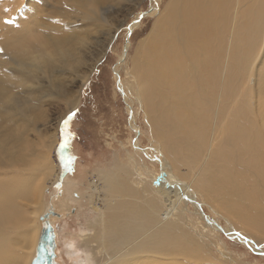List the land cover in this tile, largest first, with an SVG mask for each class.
Masks as SVG:
<instances>
[{
  "label": "rangeland",
  "instance_id": "obj_1",
  "mask_svg": "<svg viewBox=\"0 0 264 264\" xmlns=\"http://www.w3.org/2000/svg\"><path fill=\"white\" fill-rule=\"evenodd\" d=\"M86 3L88 9L84 0H0V180L23 178L38 188L36 199L16 203L29 238L39 234L40 216L50 209L57 260L73 264L84 258L92 264L83 240L95 233L105 209L102 187L118 182L123 190L127 183L139 202L150 207L155 224L175 213L178 225L196 240L192 246L201 259L180 264H264L259 253L264 252V216L235 205L238 216L231 217L222 201L186 189V167L175 168L161 154L148 108L138 99L137 62L157 22L180 0ZM47 40L49 46H41ZM250 47L233 58L231 92L235 111L264 123V24ZM58 48L68 52L63 59ZM40 51L54 57L43 63ZM163 167L170 171L167 183L185 188L192 198L182 195L174 204L172 189H162L156 181ZM150 172L157 178H150ZM173 173H179L178 179ZM211 220L232 233L215 229ZM21 243L24 248L18 250L27 254L29 242ZM122 243H103L95 253L116 256L129 246ZM69 248L75 250L69 253L72 260L65 254Z\"/></svg>",
  "mask_w": 264,
  "mask_h": 264
},
{
  "label": "bare ground",
  "instance_id": "obj_2",
  "mask_svg": "<svg viewBox=\"0 0 264 264\" xmlns=\"http://www.w3.org/2000/svg\"><path fill=\"white\" fill-rule=\"evenodd\" d=\"M84 1L88 9L89 4ZM180 2L164 20L157 22L152 40L137 62L141 67L136 80L138 99L148 108L149 121L162 142L161 154L174 167H186V189L198 191L205 199L222 201L231 217L238 216L235 205L264 216V123L235 111L231 92L234 91L233 58L250 50L255 31L264 24V0ZM87 9L82 11L85 16L90 14ZM133 26L134 23L130 27ZM49 44L47 40L41 46ZM40 53L43 63L54 57L50 51ZM67 53L58 48L57 54L62 59ZM34 57L38 59V54ZM168 172L163 167L159 179L153 172L149 176L162 189L165 186L172 189L174 204L179 196L192 198L184 194L185 188L179 189L176 183L173 188L167 183L171 178ZM172 175L178 179L179 173ZM120 185L106 182L102 187L105 209L99 214L95 233L83 240L92 264H180L201 259L192 246L196 240L178 225L175 213H170L171 217L167 215L165 220L161 216L155 224L156 215L149 213L150 207L139 202L127 183L124 190ZM37 193L35 184L27 185L23 178L17 182L0 180V264H30L38 235L33 233L29 238L22 227L26 219L16 203L36 199ZM120 193L124 196L119 197ZM50 216L53 225L54 217ZM210 224L219 229L215 221ZM221 230L232 233L229 228ZM11 233L16 236L11 237ZM233 236L246 241L238 234ZM16 237L19 242H15ZM21 241L29 242L27 254L18 250L24 248ZM121 242L129 246L116 256L98 257L95 253L103 243ZM57 250L56 246L58 256ZM69 253L75 250H65L72 260ZM72 262L88 263L84 258Z\"/></svg>",
  "mask_w": 264,
  "mask_h": 264
},
{
  "label": "water",
  "instance_id": "obj_3",
  "mask_svg": "<svg viewBox=\"0 0 264 264\" xmlns=\"http://www.w3.org/2000/svg\"><path fill=\"white\" fill-rule=\"evenodd\" d=\"M52 213L49 209L40 216V230L30 264H61L57 260L56 253V226L52 225L49 220ZM259 253L264 255V252L259 251Z\"/></svg>",
  "mask_w": 264,
  "mask_h": 264
}]
</instances>
